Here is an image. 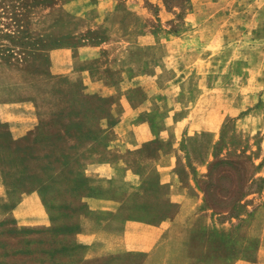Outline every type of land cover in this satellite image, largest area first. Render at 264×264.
<instances>
[{"label": "rangeland", "instance_id": "obj_1", "mask_svg": "<svg viewBox=\"0 0 264 264\" xmlns=\"http://www.w3.org/2000/svg\"><path fill=\"white\" fill-rule=\"evenodd\" d=\"M107 41H132V52L108 44L82 60V44ZM158 64L159 79L136 78L137 91L165 93L177 113L194 107L183 150L197 157L187 164L212 152L208 201L220 220L238 216L240 201L264 182L256 176L264 161V0H0V107L29 109L26 121L35 123L16 136L0 112V165L12 199L37 189L58 225L76 215L92 193L85 168L95 154L120 149L106 133L116 120L109 89L128 85L122 71ZM157 107L160 123L168 104ZM159 149L166 145L156 139L128 158L133 182L147 181V156Z\"/></svg>", "mask_w": 264, "mask_h": 264}, {"label": "crops", "instance_id": "obj_2", "mask_svg": "<svg viewBox=\"0 0 264 264\" xmlns=\"http://www.w3.org/2000/svg\"><path fill=\"white\" fill-rule=\"evenodd\" d=\"M123 43L130 47L127 53L132 52V41L84 43L80 50L88 55L82 60L99 55L91 50ZM161 44L164 41L138 42L141 47ZM162 70L158 64L150 72L122 71L128 85L109 89L116 98V120L106 125V133L114 132L111 146L120 149L106 159H95V154L85 168L92 193L84 197L83 208L66 216L63 223L55 222L37 189L20 192L13 200L0 165V264H264V182L254 199L240 201L238 216L220 220L203 181L210 176L212 152L202 158L198 155L190 166L188 157L197 156L183 150L185 138L190 137L189 143L194 134V107L177 113L165 93L152 91L150 85L144 94L137 91L136 78L159 79ZM82 72L90 75L89 70ZM163 103L168 104L167 113L158 123L153 118L160 117L157 105ZM0 112L16 136L35 126L26 121L29 109L5 103ZM156 139L166 149L147 156L152 163L144 171L147 181L133 182L136 171L128 158ZM256 176L264 177L263 159Z\"/></svg>", "mask_w": 264, "mask_h": 264}]
</instances>
